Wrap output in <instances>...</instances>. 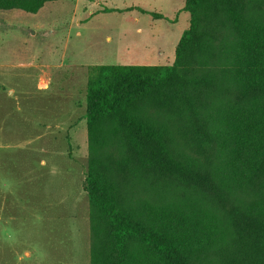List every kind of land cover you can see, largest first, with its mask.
<instances>
[{
    "label": "trees",
    "instance_id": "obj_1",
    "mask_svg": "<svg viewBox=\"0 0 264 264\" xmlns=\"http://www.w3.org/2000/svg\"><path fill=\"white\" fill-rule=\"evenodd\" d=\"M184 11L173 64L89 68L90 264H264V0Z\"/></svg>",
    "mask_w": 264,
    "mask_h": 264
},
{
    "label": "rangeland",
    "instance_id": "obj_2",
    "mask_svg": "<svg viewBox=\"0 0 264 264\" xmlns=\"http://www.w3.org/2000/svg\"><path fill=\"white\" fill-rule=\"evenodd\" d=\"M185 1L59 0L37 14L0 11V264H90L89 68L173 64L190 24Z\"/></svg>",
    "mask_w": 264,
    "mask_h": 264
}]
</instances>
